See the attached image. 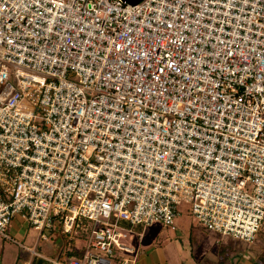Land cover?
Returning a JSON list of instances; mask_svg holds the SVG:
<instances>
[{
    "label": "built area",
    "instance_id": "1",
    "mask_svg": "<svg viewBox=\"0 0 264 264\" xmlns=\"http://www.w3.org/2000/svg\"><path fill=\"white\" fill-rule=\"evenodd\" d=\"M182 201L255 244L264 0H0V237L29 251L19 264H135L129 233L175 230ZM16 214L33 246L8 233ZM83 218L81 256L36 250Z\"/></svg>",
    "mask_w": 264,
    "mask_h": 264
},
{
    "label": "rangeland",
    "instance_id": "2",
    "mask_svg": "<svg viewBox=\"0 0 264 264\" xmlns=\"http://www.w3.org/2000/svg\"><path fill=\"white\" fill-rule=\"evenodd\" d=\"M126 1L129 3L133 2V0ZM178 211L179 215L175 219V230L164 226L161 222H154L147 226H137L129 233L125 242L137 247L138 251L142 254L148 253L153 257L157 256L169 262H172V259H180L184 264H195L196 262L193 258H200L203 252L211 245H217L215 244L217 236L220 239L221 236L217 232L206 230L202 224L193 218L190 211V203L182 201L178 205ZM15 219L20 220L18 214L15 215ZM14 220H12L7 228L8 233L17 241L27 246H33L36 237L35 230L26 223L17 224ZM80 223L81 227L78 233L74 235L72 241L60 228H57L47 233L48 239L42 240L36 247V250L50 259H65L67 250L82 248L86 238L89 236L92 222L83 218L80 220ZM139 233H142L141 236ZM231 241L234 243L233 248L244 252L251 259H254L253 257L258 258L259 255L257 256L255 249L259 248L264 252V222L257 233L255 247L238 239ZM29 258L30 253L25 248L18 246L11 240H5L0 237V264H19ZM224 261L225 264H231V257H226ZM32 264L44 263L41 259L35 257Z\"/></svg>",
    "mask_w": 264,
    "mask_h": 264
},
{
    "label": "crops",
    "instance_id": "3",
    "mask_svg": "<svg viewBox=\"0 0 264 264\" xmlns=\"http://www.w3.org/2000/svg\"><path fill=\"white\" fill-rule=\"evenodd\" d=\"M14 221L17 224L24 223L19 219L18 220L15 219ZM134 233L136 232L134 231ZM220 236H221V239L217 236V241L215 243L217 245H211L208 249H206L203 252V255L200 258L198 257L193 258L194 261L196 262L195 264H225L224 259L226 257L228 258L231 257V261H230L231 264H260L262 262L264 263V256H263L264 252L258 247H257L258 249H255L256 251L255 253L257 254V256L259 255V257L258 258L253 257L254 259H251L250 257L246 256L244 252L240 250L238 251V249H235L232 247L234 243H232L231 240H235V239L228 238L221 234ZM251 246L255 247L256 245L254 244ZM237 254H238V257H237ZM34 258L35 257H33V260ZM176 261L177 263H175ZM135 264H184V263L180 259H177V260L172 259V262H169L168 260H165L163 258L160 259L157 256L153 257L149 255L148 253L142 254L139 252L136 258Z\"/></svg>",
    "mask_w": 264,
    "mask_h": 264
},
{
    "label": "trees",
    "instance_id": "4",
    "mask_svg": "<svg viewBox=\"0 0 264 264\" xmlns=\"http://www.w3.org/2000/svg\"><path fill=\"white\" fill-rule=\"evenodd\" d=\"M82 249L80 248H71L70 250H67V255L69 256H81ZM264 256V255H263Z\"/></svg>",
    "mask_w": 264,
    "mask_h": 264
},
{
    "label": "water",
    "instance_id": "5",
    "mask_svg": "<svg viewBox=\"0 0 264 264\" xmlns=\"http://www.w3.org/2000/svg\"><path fill=\"white\" fill-rule=\"evenodd\" d=\"M139 1H141V0H133V2H131V4H135V3L139 2Z\"/></svg>",
    "mask_w": 264,
    "mask_h": 264
}]
</instances>
